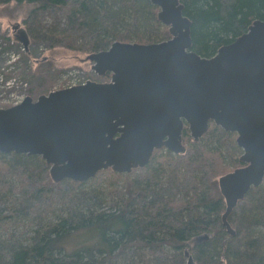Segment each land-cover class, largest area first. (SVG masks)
<instances>
[{
    "label": "trees",
    "instance_id": "16d2710c",
    "mask_svg": "<svg viewBox=\"0 0 264 264\" xmlns=\"http://www.w3.org/2000/svg\"><path fill=\"white\" fill-rule=\"evenodd\" d=\"M11 1L34 4L26 23L35 41L48 47L90 54L115 41L171 37L151 0L0 4ZM180 1L192 22L193 49L203 56L215 55L255 20H264V0ZM45 12L59 15L55 25L42 23ZM236 138L212 121L194 140L185 125L183 143L190 145L184 153L156 149L147 166L130 173L101 170L92 178L100 188H83L71 179L55 182L41 155L0 152V264H186V251L196 264H264V180L230 214L235 235L222 220L226 202L218 179L233 171L230 166L245 165ZM25 222L31 228L26 238L10 232ZM79 231L92 239L68 250L67 241ZM203 234L209 238L200 241Z\"/></svg>",
    "mask_w": 264,
    "mask_h": 264
},
{
    "label": "water",
    "instance_id": "95a60500",
    "mask_svg": "<svg viewBox=\"0 0 264 264\" xmlns=\"http://www.w3.org/2000/svg\"><path fill=\"white\" fill-rule=\"evenodd\" d=\"M151 1L171 37L115 41L87 55L98 74L111 73L110 81L27 95L0 108V152L41 155L55 182H84L109 168L130 173L145 167L156 149L184 153V126L199 140L213 121L235 132L243 150L245 165L218 179L223 224L235 235L230 214L264 180V20L208 57L193 49L192 22L180 0ZM17 36L28 46L25 31Z\"/></svg>",
    "mask_w": 264,
    "mask_h": 264
},
{
    "label": "rangeland",
    "instance_id": "374dc122",
    "mask_svg": "<svg viewBox=\"0 0 264 264\" xmlns=\"http://www.w3.org/2000/svg\"><path fill=\"white\" fill-rule=\"evenodd\" d=\"M33 7L34 4L27 2L0 4V108L20 103L27 95L36 99L52 90L80 84L84 79L98 82L111 80V73L107 76L100 75L93 69V62L87 58V53L65 46L48 47L43 41L36 42L26 23ZM40 18L43 24L55 25L59 15L45 12ZM17 26L19 30L28 32V46L19 40ZM61 26L67 27V22L62 20ZM82 42L79 40V43ZM185 144L189 147L190 142L186 140ZM232 169H235L234 165L229 167V170ZM83 183V188L101 187L95 179ZM30 229L29 223L25 222L11 226L10 232L23 239L30 233ZM90 239L91 233L76 232L67 241L68 250L79 246L82 240ZM194 242L192 240L191 244ZM186 264H189L188 259Z\"/></svg>",
    "mask_w": 264,
    "mask_h": 264
},
{
    "label": "built area",
    "instance_id": "2783aa9c",
    "mask_svg": "<svg viewBox=\"0 0 264 264\" xmlns=\"http://www.w3.org/2000/svg\"><path fill=\"white\" fill-rule=\"evenodd\" d=\"M89 80H90V79H84L83 81H80V84H85V83H87ZM72 85H76V84H71V86H72ZM23 99H24V98H23ZM23 99H22V100H23ZM22 100H21V101H22ZM21 101H20V102H21ZM18 103H19V102H18Z\"/></svg>",
    "mask_w": 264,
    "mask_h": 264
},
{
    "label": "flooded vegetation",
    "instance_id": "af4514ba",
    "mask_svg": "<svg viewBox=\"0 0 264 264\" xmlns=\"http://www.w3.org/2000/svg\"><path fill=\"white\" fill-rule=\"evenodd\" d=\"M20 31H21V30L18 29V32H20ZM164 149H166V148H164Z\"/></svg>",
    "mask_w": 264,
    "mask_h": 264
}]
</instances>
